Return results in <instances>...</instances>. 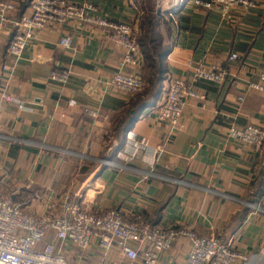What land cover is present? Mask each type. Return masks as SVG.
<instances>
[{"label":"crops","instance_id":"1","mask_svg":"<svg viewBox=\"0 0 264 264\" xmlns=\"http://www.w3.org/2000/svg\"><path fill=\"white\" fill-rule=\"evenodd\" d=\"M67 1L90 4V21L41 31L30 44L9 86L27 109L0 98V190L31 214L69 195L91 213L116 209L127 221L233 241L247 264H264V149L255 152L227 138L233 124L264 127V94L248 88L264 70V0L230 12L193 0L177 8L166 88L175 78L191 82L196 68L218 65L227 77L223 84H194L206 100L188 101L183 129L171 137L168 124L159 123L150 108L129 131L119 127L133 96L109 85L123 53L99 22L139 28L133 1ZM32 2L0 0L16 5L5 21L0 18V89L8 80L3 66L16 23L32 14ZM161 4L167 10L180 0ZM66 36L74 41L72 50L60 46ZM233 54L239 58L231 61ZM62 70L71 71L69 82H52L51 73ZM129 133L148 143L131 161L121 157L132 154ZM53 238L50 233L46 240ZM189 251V241L179 239L159 264H185ZM68 258L75 264H116L119 255L114 249L104 259L94 243L86 252L69 249Z\"/></svg>","mask_w":264,"mask_h":264},{"label":"built area","instance_id":"2","mask_svg":"<svg viewBox=\"0 0 264 264\" xmlns=\"http://www.w3.org/2000/svg\"><path fill=\"white\" fill-rule=\"evenodd\" d=\"M193 1L208 10L221 8L225 12L241 6L256 7L249 0ZM91 10L92 6L88 3L79 6L67 0H33L32 14L23 16L16 23L17 32L8 48L9 60L3 66L4 72L8 73V80L1 86V100L16 103L20 109H27L26 105L9 94L10 80L20 59L41 31L73 20L90 21L88 12ZM15 11L14 3H0V18L3 21L6 19L5 15ZM99 24L110 29V41L123 53L118 70L109 85L132 96L141 93L144 82L135 73L143 65V55L138 43L139 28L127 23ZM73 44L71 36L60 40V46L66 50H72ZM238 58L237 54H233L230 60ZM70 77V70L54 71L50 80L65 85ZM226 77V71L214 65L208 70L196 68L191 82L181 78L170 81L162 105L155 109L157 121L168 124L169 137L183 129V112L188 101L206 100V95L197 91L194 84L199 80L223 84ZM248 88L264 94V70L259 79L250 83ZM239 100L243 102L244 97ZM227 138L259 152L264 144V127L233 124L227 131ZM128 143L132 154H121L128 161L133 160L148 146L146 141L139 142L133 133L128 134ZM50 233H54V238L49 242L46 239ZM179 239L190 243L185 264H247L249 261L246 255L237 251L233 241L224 243L216 236L203 237L189 228L165 229L140 219L127 221L116 209L103 214L91 213L81 204L74 203L69 195L61 202L49 205L42 213L31 214L22 203L0 190V264H75L68 258L69 249L86 252L94 243L104 259L117 249L119 259L116 264H159L163 255Z\"/></svg>","mask_w":264,"mask_h":264},{"label":"trees","instance_id":"3","mask_svg":"<svg viewBox=\"0 0 264 264\" xmlns=\"http://www.w3.org/2000/svg\"><path fill=\"white\" fill-rule=\"evenodd\" d=\"M139 10L138 43L143 55L141 79L144 87L141 93L133 95L129 111L120 121L119 127L126 132L139 120L147 108H159L158 102L166 96L170 71L167 57L173 43L174 14L179 6L189 0H180V5L164 10L162 0H132ZM264 149V144L260 152ZM153 226V223H150Z\"/></svg>","mask_w":264,"mask_h":264}]
</instances>
